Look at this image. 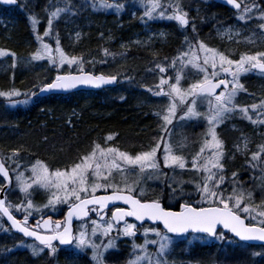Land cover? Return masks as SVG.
<instances>
[{"label": "snow or ice", "instance_id": "snow-or-ice-1", "mask_svg": "<svg viewBox=\"0 0 264 264\" xmlns=\"http://www.w3.org/2000/svg\"><path fill=\"white\" fill-rule=\"evenodd\" d=\"M0 3L17 5L18 0H0ZM225 3L236 9L241 7L236 0H225ZM93 6H96L95 3ZM99 6L115 8L117 11L124 7L119 3H108L107 0H100ZM144 7L145 11L141 19L146 17L151 20L156 17H166L176 21L182 27L189 24L187 12H184L178 3L168 5L172 8L171 14H168L167 8L164 7L161 0H144ZM68 10H70L68 7L56 8L50 13L47 21L48 26L43 33L45 37L50 35L53 21ZM252 12L253 8L245 7L238 20L251 19ZM29 19L35 31L39 21L35 17H29ZM259 19L264 20V11H261ZM259 27L264 29V23H261ZM193 30L195 31L194 26ZM228 33H231V29L228 30ZM36 39L40 42V48L32 54L31 60L40 61L47 58L49 63L57 68H62L64 65L69 67L77 65L80 74L71 72L57 74L51 82L33 85L37 91L30 93H21L16 88L0 91V97L6 98L10 104H26L31 97L46 92L68 91L79 85L98 88L117 81L116 75L84 73L83 58L67 55L60 47L58 39L55 50L49 44L44 43L41 36L37 35ZM186 43H188V49L174 57L169 65L173 70H176L175 83L171 82V77L165 78L168 68L157 63L154 70H158L161 74L159 83L154 88L147 89L155 96L168 99V104L163 111L155 113L162 121L161 137L156 140L155 146L133 156L118 148L105 149L100 144H95L90 153L80 157L79 162L70 168L57 169L54 172L50 171L42 161L37 160L31 166V183L24 179L23 173L16 176L19 190L25 194L26 204L12 205L6 203L5 198H0V218L6 217L11 222L12 229L22 233L24 237L34 238L42 246L26 245L31 249L33 256L40 255L45 249H48L50 254L56 253L57 248L54 247L53 242L58 241L61 246H70L71 250L77 254L82 250L91 249L95 264H104V253L112 248L114 243L112 239H108L106 244L103 241L97 244L95 242L97 236L109 237L115 229L120 235L134 238L137 234V225L130 223L128 218H135V221L141 223L148 220L162 225V228L153 227L144 230V243L133 244V258L128 261V264H144L145 261L147 264H165L162 257L172 241V236L169 234L180 235L191 231L223 240L224 232L218 233V228L222 227L234 234V237L239 238V241L264 242V202L259 205L247 202L252 199V193H245L242 188L236 186V173L232 174V191L226 195L222 190L221 186L225 183V177L221 174L224 171L223 141L218 138L216 131L217 126L236 111L247 116L249 109L239 107L235 103L238 93L243 90L239 78L250 71L264 74V52H257L255 55L241 54L238 60H234L224 53L208 47L203 41H198L194 46L186 38ZM104 52L105 55H109L107 49ZM8 56L12 57V67H15L16 53L0 49V57ZM178 63L180 68L177 70ZM188 66L202 74V78L190 83L185 89L180 85L183 78L182 71ZM221 88L223 90L218 92L217 90ZM21 95H24L26 99L23 101L14 99ZM198 101L206 102L207 111L205 113L197 110ZM180 106H186V111L178 117L179 121L195 120L202 117L207 121V129L199 151L191 159L192 170L200 174V179L195 184L200 199L194 203L185 201L179 204V210H172L162 206L159 199H143L144 190L139 188V185L146 171L159 170L160 162L157 153L161 147L163 148L164 167L182 170L186 168L185 157L176 155L171 143L165 140V135H170L169 126L173 125L174 120L177 119V110ZM251 108L252 110L264 109V102H261L260 105L253 104ZM247 118L252 121L251 116H247ZM252 122L256 123L257 121ZM260 122L264 123V121ZM106 139L112 140L113 137L109 135ZM247 149L248 142L245 139L244 150ZM17 155L18 152L14 151L10 159ZM262 158H264V145H260L258 150L252 153L251 166L255 168L264 163ZM137 168L139 172L136 179L130 182L129 174ZM261 170L264 172V168ZM116 174H119V180L115 179ZM0 176L10 183L9 171L3 162H0ZM33 185L51 192L47 204L43 205V208L51 207L55 210L57 204L68 205V211L63 221H53L50 216L47 219L41 217V220H38L34 226H28L32 212L42 211V208L35 207L32 200L28 198L30 197L29 190ZM3 190L4 188L0 187V192ZM100 191H103L104 194L98 195ZM118 201H122L125 207L116 206L115 202ZM110 205L112 210L109 217ZM12 208L18 212L23 210V220H18L12 214ZM90 213H94L97 219L91 220L90 225L82 224L80 229L74 233L73 219H90ZM41 229H43V233ZM149 234L154 235L156 239H147ZM229 242L231 243V241ZM149 244L158 245L155 260L148 253ZM19 246H22V242L17 245V247ZM137 249L140 254H135ZM252 255L264 256V252H253Z\"/></svg>", "mask_w": 264, "mask_h": 264}, {"label": "trees", "instance_id": "trees-1", "mask_svg": "<svg viewBox=\"0 0 264 264\" xmlns=\"http://www.w3.org/2000/svg\"><path fill=\"white\" fill-rule=\"evenodd\" d=\"M63 1L67 2L65 6L70 10L61 13L56 25H52L51 31L55 36L52 39L55 42L57 39L59 40L60 47L67 55L82 57L84 60L83 68L103 74L116 75L119 77V82L115 87L101 90H80L65 95L52 94L46 97L35 96L32 101L14 107L7 102L6 98L0 97V130L1 132L8 130V128L10 132L13 130L12 133H8V136L13 137L10 141L4 140L5 143L0 141V155L13 171L16 170L14 166L10 165V153L14 151L21 154L29 162L34 163V161L40 160L52 170H63L70 168L80 160L71 161V158L78 156L81 152H87L92 142H96L98 138L107 134L116 133L123 145H132L131 147L120 146L119 149H123L133 156L149 150L154 138L158 136L160 139L161 137L160 126L162 121L155 115L156 112H159L156 103L161 99L160 104L163 105L165 100L153 95L147 89L154 88L159 83L158 77L160 75L158 70H154L155 65L160 63L166 66V61L168 63L180 53V51L177 53L175 51L178 47L177 39L182 38L188 30L181 29L175 23H168L163 28H153L155 36H159L158 41L152 40L154 41L152 43L136 42L137 34L141 30L137 27L141 17L140 11L133 13V11H129L130 8L119 11L95 10L81 4L82 0ZM244 1L246 7L264 8V0ZM42 3H45L44 6ZM18 8L0 6V49L15 52L16 64L21 61L23 63L25 57L30 56L33 51L35 52L37 45H40L36 37L40 34L41 29L47 26L50 16L47 11L48 3L46 0H33L28 6L29 13L39 21L34 31L29 16L26 15L30 21L27 20L24 13L18 12ZM198 10V19L203 17L205 22L209 16L207 7H200ZM213 10L215 24L219 21L218 19L227 20L228 18L229 24L236 23V14L232 10H229L228 13L221 6L213 8ZM127 18H130L128 23L125 21ZM27 23H29L30 28L27 27ZM242 29L247 35L244 40L242 35L229 40L213 39V35H211L212 46L234 60H238L241 54L264 52V37L260 39L253 36L257 29L264 31L255 19L244 24ZM195 32L200 38L208 33L206 29L199 28L197 24H195ZM31 46L34 50L30 48ZM105 49L108 50L109 55H105ZM12 64L11 56L0 57V91L16 88L21 93H30L37 91L33 85L51 81L58 72L79 70L77 65L71 67L64 65L63 68H57L47 59H44L34 61L25 77L19 78L17 72H13ZM187 68H190L189 74L182 75L180 85L186 88L190 83L202 78V74L191 66ZM260 81L264 84V78L243 77V90L239 93H256L254 87L261 83ZM263 95L264 89L257 94L259 97ZM19 97L26 98L24 95ZM19 97L14 99L17 100ZM254 101H257V98ZM158 121L160 124L157 123ZM248 127L245 128L248 130ZM171 128L172 125L169 126V129ZM261 138L263 139L264 136L256 135L255 138L246 139V135H242L236 139L235 150L237 147L241 152H246L255 147L257 143H261ZM245 139L248 142L246 151L244 150ZM157 156L162 161L161 154ZM191 159L189 158L190 161ZM223 165L224 171L221 174L225 179L231 177L233 181L232 174L236 173L237 187L252 192V199L247 201L248 203L259 205L264 202V195L260 192L256 193L255 182L257 181H255V176H250L247 180L248 183H245L243 178L245 172H242L245 170L242 167L241 159H236L234 156L233 164ZM238 167L242 168L239 170ZM181 178L183 179L182 182L191 179L196 180L200 178V174L195 171L184 172ZM3 182L0 176V186ZM167 186L161 183L153 184L143 199H159L170 207L176 206L180 201L194 203L200 199L198 194H181L174 205L170 202V190ZM187 189H190L189 185H187ZM222 190L225 191L226 195L232 191L230 188H222ZM12 195L13 193H8V201L17 203L16 198ZM36 201L40 202L41 200L37 199ZM63 213L64 206L61 205L57 214L63 215ZM18 214L20 213H16V215ZM142 226L145 225H137V230ZM220 231L222 230H219L218 233ZM224 234L225 238L221 242L209 239L210 242L201 245L213 249V259L210 264H264V256H255L253 260L249 258L253 252H264V245L242 243L252 252L241 254L234 250L228 256H225L224 253L220 254V252L222 253L221 248L229 243L226 240L237 241L228 233L224 232ZM190 235L201 236L189 234L179 237V240L183 241ZM17 238L22 237L10 232L9 229L0 228V264H41L42 260L32 258L27 249L16 248ZM119 240V248L110 252L108 259L117 264H126L128 254L125 249L128 248V239L119 238ZM64 250H61L60 255L56 257V264H71L70 262L74 258L81 259V257L82 259L79 260L81 264H87L90 261L87 255L79 257L70 253V256H66L63 253ZM8 252H17V256L10 257L5 261L1 260ZM43 264L45 263L43 262Z\"/></svg>", "mask_w": 264, "mask_h": 264}, {"label": "rangeland", "instance_id": "rangeland-1", "mask_svg": "<svg viewBox=\"0 0 264 264\" xmlns=\"http://www.w3.org/2000/svg\"><path fill=\"white\" fill-rule=\"evenodd\" d=\"M82 1H81V4H84L86 7H90V8L95 9V10H97V9L98 10H101V9L116 10L115 8L100 7L99 6L100 0H82ZM242 1L245 5V1L244 0H242ZM18 2H20V3L17 6H14V7H19L18 12L24 13L25 14L24 16L28 15L29 17H33L29 13V9H28L29 4H31L33 2V0H19ZM181 2H182V4H185L186 6L180 5V7H185L186 9L189 10V11H186V10H183L181 8L184 12H187V14H188L189 24L186 27H182L176 21L169 20L166 17L165 18L156 17V18H153L151 20L147 19L146 17L144 19H141V17H143L144 11H145L144 0H125L124 2H112V3H119V4L124 5V7L120 10H126V9L130 8L129 9L130 12L140 11L141 17L137 23L138 24L137 27L139 29H141L140 30L141 33L139 32L137 34V37H136L137 39L135 40L136 42L145 41V42H151L152 43L154 41L155 42L158 41L159 36H155L156 34L153 32V28L154 27L163 28L168 23H175L181 29H187L188 30L187 33L184 34L182 36V38L177 39L178 47L175 49V51L177 53L179 51L180 52L186 51L188 49V43H186V38L192 45H194V46L197 45V42L199 41L200 38H199V36H197V32L193 31V26L195 27V24H197L199 28L201 27V28H204L206 30L210 25V20L205 21V22L204 21L198 22V17H197L199 14L198 9L200 7H205V6L207 7V4H208L207 0H181ZM46 3H48L47 11L49 14L52 11H54L56 8H66L65 5H67V2H64L63 0H46ZM94 3L96 5L95 7L93 6ZM108 3H110V2H108ZM42 4L44 6L45 3H42ZM162 4L164 5L165 8H167L168 14H171L172 8L169 9L170 7H168V5L169 4H176V3L171 1V2H168V4H165L164 2H162ZM10 6H12V5H10ZM10 6H8V7L13 8ZM249 8H255V7H249ZM254 10L259 11L261 14V11H264V8L253 9V11ZM242 13H243V11L236 13V18L239 17ZM27 20H29L28 17H27ZM57 20H58V18L53 21V25H56ZM129 20H130V18L129 19L127 18L125 21L128 23ZM68 21H69V19L67 20V22ZM247 21L248 20L240 22V20H238V22H236L235 24H230V25H225V24L219 23V25L217 24L213 28L211 35H213V39L219 38V39H223V40H229V39H232L234 37L238 38L243 33L242 23L244 24V22H247ZM256 22L260 25L261 23H264V20H260L259 16H258V18L256 19ZM15 25H17V24H15ZM47 26H45L44 29H41V32H39L40 33L39 36H41L43 38L44 43L49 44L53 48V50H55L56 42L52 39L53 37H55L53 35L52 31L50 32V35L47 37H45L43 35ZM27 27L30 28L29 23H27ZM191 29H192V31H190ZM229 29H231L230 34L228 33ZM178 30H180V29H178ZM257 30L260 31V29H257ZM152 40H154V41H152ZM208 47L213 48L214 46H208ZM30 48H33V46H31ZM38 48H40V45H37V47L35 48V52L37 51ZM33 50H34V48H33ZM35 52L33 51V53H35ZM32 54L28 57H25V59H24L25 61H23V63L21 61L18 64L15 63V67L11 66V68L13 69V72H17V76L19 78L25 77V75L28 73V71L30 69L31 64L34 62L33 60H31ZM53 54L55 55V52H53ZM253 55H255V54H253ZM201 56H202V54H201ZM45 59H47V58H45ZM170 63H171V61H169L168 63L166 61L167 65L165 67L168 68V71L165 74V75H167V76H165V78L171 77L172 78L171 82L175 83L174 78L176 75V70H173L171 67H169ZM179 68H180V66L178 63L177 64V70ZM189 69L184 68L182 71V75L189 74ZM250 72H254L256 74L264 76V74H261L257 71H250ZM159 75H161V74L159 73ZM259 75H255V76L257 78L261 79L262 76H259ZM159 78L160 77H158V79ZM239 83L241 84L240 78H239ZM182 88L186 89V87H182ZM254 88L256 90V93H254V94H252V93H247V94L238 93V95L235 99V103L239 107H245L244 103L254 101L255 98L257 97V94L264 89V84L261 82V83L257 84L256 87H254ZM33 98L35 99V97H31L29 99V102L32 101ZM25 99L26 98L19 97L17 99V101H23ZM160 101H161V99H159L158 102L156 103L157 110H160L162 107V105L160 104ZM7 102H8V100H7ZM261 102H264V97L261 100L256 101V102H252V103L256 104V105H260ZM189 103H190V100H189ZM19 104H21V103H17L15 105L11 104V105L14 107V106H17ZM22 104H25V103H22ZM167 104H168V100L163 105L167 106ZM248 109H249L248 116H251L252 119L257 120V121H264V109L252 110L251 107H249ZM197 110L200 111L201 113H205L207 111L206 102L198 101ZM184 111H186V106H180L178 108L177 119L174 120V122H173L172 128L170 129V135H166L165 137H166V140L168 142H170L171 145L173 146V149H174V152L176 155H180V156L187 157V158H192L193 155H195V153L199 151L201 143L203 142L204 133L206 132V129H207V121L204 120L202 117L200 119H195V120L179 121L178 117L180 115H182ZM157 123L160 124L159 121ZM246 123H247L246 115L244 113L236 111V112L230 114L229 116H227L224 119V121L220 125L217 126L216 131H217L218 138L223 141V151H224L223 164H225V165L226 164H233V157L237 153L241 152L240 150H238L237 147L235 150L234 144L236 142V139H238L242 135L243 125ZM257 123L260 124L261 122H257ZM250 124L252 125L254 123L251 121ZM262 124H264V123H262ZM252 126H254V125H252ZM8 130H10V129L8 128ZM8 130H5L3 132H1V130H0V141H3V142H4V140L10 141L13 138L11 135L8 136V133H12L13 130H11V132ZM5 135H7V136H5ZM109 135H111L113 137L112 140L106 139V137H108ZM156 140H158V136L154 138V141L152 142L151 147L155 146L154 142H156ZM95 144H100L101 147L105 148V149L110 148V147L119 149L120 146H125V147H131L132 146V145H127V146L123 145L118 134L110 133V134H107L106 136H104L102 138L101 137L98 138V140L96 142H92L90 144L87 152H81L80 154H78V156H75V157L71 158L70 160L73 161L75 159H80V157H82L83 155L90 153L92 151V148L95 146ZM119 150L125 152L123 149H119ZM159 151H161L163 154V148L162 147ZM10 154L12 157L13 152H11ZM10 162L13 163L14 169L17 171V173L15 174V182H14L13 188L11 190V193H13L12 196H14L16 198L17 203L12 202L11 204L12 205H17V204H21V203L26 204L27 200H26L25 194L20 192L19 185L16 181V176L19 173H23L24 179L27 182L31 183V180H32L31 166L36 161H34V163L29 162L21 154H18L17 156L12 158L10 160ZM159 162H160V167H159L158 171L148 170L144 173V175L141 178V183L139 185V188H142L144 190V195L142 198H144L146 196L145 193L148 192L149 188L152 187L153 184H155V183H161L164 186H165V184H166V186L168 185L167 188L169 187V190H170V195H169L170 202H175L181 194H197L195 184H196V182L199 181L200 178L199 179L197 178L196 180H193V179L185 180L184 182H182L183 179L181 178V176L183 175L184 172L193 171L191 168V165L188 166L186 164V168L183 170L179 169V168L173 169V168H169V167H166L165 169H163L162 168L163 161L161 162L159 160ZM187 162H191V161L188 160ZM43 163L46 164L45 162H43ZM242 167H244L248 172L243 177L245 179V183H248L247 180H249L250 176H256V175L251 174L248 171L247 165L245 164V162L242 165ZM49 170L52 172L55 171V170H52L50 168H49ZM138 172H139V169L137 168L129 174V181L130 182L132 180L136 179V175ZM242 172H245V171H242ZM259 175L260 176L257 179V187L255 186L256 188L255 187L254 188H255L257 194L260 192V194L264 195V172L260 173ZM115 179L116 180L120 179L119 174H116ZM181 182L183 183L182 185H181ZM237 184H238V182L236 181V186H237ZM187 185H189L191 190L187 189ZM221 187L232 189V187H233L232 179L229 180V185H222ZM240 188H242V187H240ZM173 189H175V191H173ZM242 190L245 193H248L244 188H242ZM29 191H30V197H28V198H30L31 200H37V199L42 200V203L40 205L35 206V204H34L35 207L42 208V211H39V212L33 211L32 215H38V214L42 215V214L46 213L47 211L57 212L59 210V207L61 204H57L55 207V210H53L51 207H48V208L42 207L43 205L47 204L48 198L51 195L50 191L43 189V188H40L39 186H36V185H33V187ZM22 212H23V210L19 211L18 213H22ZM130 223H133V222H130ZM0 224H2L1 221H0ZM83 224H89L90 225L91 221L83 223ZM150 228H153V227L142 226L139 230H136L137 234L134 238L133 237H125L123 235H120V234H118V232L115 229L110 233L109 237H102V236L98 235L96 238V241H95L97 244H100L101 241H103V243L106 244L108 242V239H112L113 243H114V246L104 253V264H115L116 263V262L112 261L111 259H108V256H110V252H114L115 250L118 249L117 246L119 243V238H127L128 239V241H127L128 248L125 249L127 254H128V259L126 260V264H128V261L133 258V244H143L144 239H145V237L143 235L144 230L150 229ZM89 231H90V228H89ZM147 239L152 240V239H156V237L154 235L149 234ZM209 239L210 238L205 237V236H192V235H190V237H187L185 240L181 241V240H179V238L172 236L171 244L169 245V248L167 249V251L164 254V256L162 257V259L164 260L165 264H210L211 260L213 259V256H212L213 249H209V248L201 246L207 242H210ZM212 241L221 242L223 240L215 238ZM229 241H231V240H229V239L226 240V242H229ZM26 245H28V244L22 243V246H19V247H26ZM157 249H158V245H151V244L148 245V253L152 257L153 260L156 259ZM221 249H222V253L220 252V254L224 253L225 256H228L234 250L238 251L241 254H247V253L252 252V250L250 248H248L247 246H245V244H242V243L237 242V241H232L231 243L229 242L225 247H222ZM89 250L91 251V249H89ZM89 250L88 249L82 250L79 253H83L84 251H86V254H89L88 253ZM68 251L71 253L77 254V252L72 251L71 248ZM91 253H92V251H91ZM135 254H140V251L137 249ZM6 255H7V259L10 257L13 258V257L17 256V252H8ZM79 257H81V256H79ZM249 258H250V260H253V259H255V256L251 255V256H249ZM49 259L50 258H48V257H43L41 264H43V262L45 264H52L49 261ZM81 259H82V257H81ZM81 259L80 258H74V260L70 263L71 264H73V263L81 264V262L79 261ZM92 262H94V264H95V261L92 260ZM54 264H56V263H54ZM144 264H147V261H145Z\"/></svg>", "mask_w": 264, "mask_h": 264}, {"label": "flooded vegetation", "instance_id": "flooded-vegetation-1", "mask_svg": "<svg viewBox=\"0 0 264 264\" xmlns=\"http://www.w3.org/2000/svg\"><path fill=\"white\" fill-rule=\"evenodd\" d=\"M171 1L175 2V3L178 2L179 5L186 6L185 4H182L181 0H164V1L162 0L161 3L164 2L165 4H168V2H171ZM207 3H208L207 14H209L210 25L207 28V32H208L207 38L206 39H199V41H203L205 44H208L209 41L211 40V37H210L211 36V32L213 31V28L216 26V24H215V15H213V13H214L213 8L221 6V7L225 8V10L228 11V13H229V8L226 7L225 5H223L222 3L218 2V1L209 0V1H207ZM181 8L185 9V7H181ZM169 9H171V8H169ZM219 23H221V21H218L217 24L219 25ZM221 24H223V23H221ZM252 125H254V126L248 127V130L245 131L246 139L255 138L256 135H258L260 137L264 136V124H262V123L259 124V123L256 122V123H254ZM257 144L264 145V138L263 139L261 138V143H257ZM257 150L258 149L255 147V150L251 151L250 155H252V153L257 151ZM235 158L236 159H241L242 164H244V162H245V164L247 165V169H248V171L251 174H254L255 172L256 173H262L261 169L264 168V163H261L259 166L255 167V168L252 167L251 166L252 162L248 161V160L251 159V157H248L246 152L236 154ZM262 159H264V158H262ZM240 168L241 167H238V169H240ZM244 170H245V174H247L248 173L247 170L245 168H244ZM34 225H35V221H31L30 224H29L30 227H32ZM55 245H58V244L56 243Z\"/></svg>", "mask_w": 264, "mask_h": 264}, {"label": "water", "instance_id": "water-1", "mask_svg": "<svg viewBox=\"0 0 264 264\" xmlns=\"http://www.w3.org/2000/svg\"><path fill=\"white\" fill-rule=\"evenodd\" d=\"M218 1H220V2H222V3H224V4H226L225 3V0H218ZM236 2L238 3V4H240V9L242 8V4L238 1V0H236ZM4 5H6V4H4ZM227 5V4H226ZM227 6H230L231 8H233V9H236V8H234L233 6H231V5H227ZM236 10H238V9H236ZM83 72L84 73H91V74H93V75H101L102 73H96V72H93V71H87V70H83ZM72 74H80V72H71ZM61 74H66V73H61ZM104 75V74H103ZM105 76H109V75H105ZM51 82V81H50ZM117 82H118V77H117V81L116 82H114V83H111V84H107V85H104V86H102V87H92V86H88V85H79V86H77L76 88H74V89H71V90H68V91H54V92H46V93H43V94H40V95H43V96H45V95H50V94H54V93H62V94H66V93H68V92H70V91H77V90H82V89H85V90H98V89H101V88H104V87H113V86H116L117 85ZM219 90V89H218ZM217 90V91H218ZM0 162H3L2 161V158L0 157ZM5 165V164H4ZM5 167L7 168V166L5 165ZM8 169V168H7ZM8 171H9V169H8ZM4 179V178H3ZM9 180H10V183L9 182H6L5 180H4V185L2 186L3 188H4V190H3V192H0V198H5L6 199V192H7V190L11 187V185H12V176H11V174H10V171H9ZM100 194H104V193H100ZM100 194H98V195H100ZM161 202V201H160ZM116 204H121V205H123L124 207H125V205L123 204V202L122 201H118V202H115ZM161 204H162V206H164L165 208H167L165 205H164V203L163 202H161ZM111 206V205H110ZM109 206V207H110ZM170 209H172V210H179V206L177 207V208H170ZM68 211V210H67ZM67 213V212H66ZM66 216V215H65ZM5 219L7 220V218L5 217ZM86 219V218H85ZM133 219H135V218H133ZM8 221V220H7ZM76 221H78V219H73V221H72V228H73V231H74V223L76 222ZM146 221H148V220H146ZM145 221V222H146ZM148 222H152V221H148ZM247 222V221H246ZM8 223L11 225V222L10 221H8ZM138 223H141V222H138ZM152 223H154V222H152ZM219 229H223L222 227H219L218 228V230ZM14 231H16L15 229H13ZM225 232H228L227 230H225V229H223ZM16 232H18V231H16ZM188 233H191V231H189V232H187V233H184V234H180V235H187ZM230 233V232H229ZM22 234V233H21ZM200 234H203V233H200ZM232 236H234V234H232V233H230ZM173 235H177V234H173ZM27 238H29V239H34V238H31V237H27ZM235 238H237V237H235ZM238 240H239V238H237ZM55 242V241H54ZM247 243H253V244H264V242H261V241H248Z\"/></svg>", "mask_w": 264, "mask_h": 264}, {"label": "bare ground", "instance_id": "bare-ground-1", "mask_svg": "<svg viewBox=\"0 0 264 264\" xmlns=\"http://www.w3.org/2000/svg\"><path fill=\"white\" fill-rule=\"evenodd\" d=\"M251 16H252V14H251ZM209 20V16H208V18H206V20L205 21H208ZM219 21H221L222 23H224V21L222 20V19H218ZM201 21H204V18L202 17V18H200V19H198V22H201ZM235 22H238V17L236 18V21ZM241 22V21H240ZM179 37H180V35H179ZM176 44L178 45V42H176ZM236 143V142H235ZM251 160V159H250ZM249 160V161H250ZM256 179H255V181H257V177H255ZM255 186L257 187V182H255ZM8 201V198H6V202ZM7 259V255H5V256H3L2 257V259L1 260H3V261H5Z\"/></svg>", "mask_w": 264, "mask_h": 264}]
</instances>
